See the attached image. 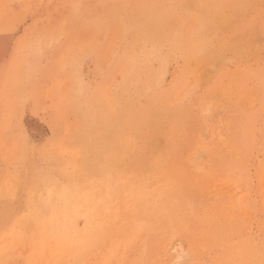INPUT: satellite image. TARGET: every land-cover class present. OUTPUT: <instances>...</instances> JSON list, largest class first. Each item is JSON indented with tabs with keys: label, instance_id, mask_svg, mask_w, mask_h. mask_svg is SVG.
<instances>
[{
	"label": "rangeland",
	"instance_id": "374dc122",
	"mask_svg": "<svg viewBox=\"0 0 264 264\" xmlns=\"http://www.w3.org/2000/svg\"><path fill=\"white\" fill-rule=\"evenodd\" d=\"M0 40V264L109 182L122 224L78 264H264V0H0Z\"/></svg>",
	"mask_w": 264,
	"mask_h": 264
},
{
	"label": "bare ground",
	"instance_id": "6f19581e",
	"mask_svg": "<svg viewBox=\"0 0 264 264\" xmlns=\"http://www.w3.org/2000/svg\"><path fill=\"white\" fill-rule=\"evenodd\" d=\"M229 13H230V11H229ZM90 37H91V35H90ZM7 53H8L7 42H0V66H1L2 62L5 60ZM197 83L199 84L200 82H197ZM200 85H202V84H200ZM189 94H191V93H189ZM46 106H47V102H46ZM128 129H130V128H128ZM127 135H129V134H127ZM2 150L4 152H7V149L5 147H3ZM12 166H14V164ZM116 187H117V185L114 183H111V182H109L107 186L101 185V184L99 185V184H95V183H93V184L90 183L88 185V188L90 191L89 194L83 192V194L80 195V197H79L80 203L78 206L80 207V210H78V211L75 208L73 209L71 206L72 196L68 195V194H66L64 196L62 195V201L64 204L63 208H64V211L66 212V215L62 216V218L64 219V222H65L63 228H61V229H63L62 232L64 233V236H62V238L60 240L54 241L50 246H48V248H46V252L44 254L38 253L39 264H78V262L80 260L85 259L87 256H89V254L94 249H96L97 246H99V244L102 240H104L105 238L111 237L113 230H115L118 226H121V224H122L121 221H122L123 217H120V215L122 216V214L125 213L123 201H121V200L119 201V197H118L119 190ZM136 191H139V190L135 189L133 191V194L137 193ZM131 195H132V193H131ZM152 195H153V193H147V194H142L139 197V199H141L145 208L148 207L147 206L148 204L152 203V199L149 198ZM57 198H58L57 194L54 193L53 197L50 199V204L54 205L57 201ZM153 200H155L157 204H156V206L152 207V209H154L155 207L159 208V200L162 201V198L159 197L158 200H156V198H154ZM73 212L83 213V215L85 216V222H84V226L82 229H78L79 223H78V220L75 219V217H74L75 220H73V218H72ZM79 218H80V216H78V219ZM27 241L28 240L26 239V237L20 238V240L17 241V245L19 244V246L21 248H23V247L25 248L27 246ZM139 251H140L139 247H136L135 249H131V250L130 249L126 250V248L118 247L113 252V254L110 256L107 264H136L137 254H139ZM191 258H189V261ZM178 260H180V259H178ZM183 262H185V261H183ZM172 263H175V262H172Z\"/></svg>",
	"mask_w": 264,
	"mask_h": 264
}]
</instances>
